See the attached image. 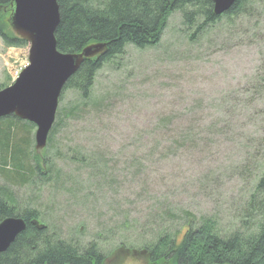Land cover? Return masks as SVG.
I'll return each instance as SVG.
<instances>
[{"label": "rangeland", "instance_id": "rangeland-1", "mask_svg": "<svg viewBox=\"0 0 264 264\" xmlns=\"http://www.w3.org/2000/svg\"><path fill=\"white\" fill-rule=\"evenodd\" d=\"M256 21L221 19L197 33L170 14L158 45H128L98 70L90 99L64 91L44 148L51 174L45 167L47 176L23 182L0 172V184L19 209L38 210L50 239L93 243L109 264H148L139 246L186 218L210 216L231 233L264 162V81L254 82L264 76V20ZM28 48L0 39V88L12 85ZM30 124L16 133L31 156Z\"/></svg>", "mask_w": 264, "mask_h": 264}, {"label": "trees", "instance_id": "trees-1", "mask_svg": "<svg viewBox=\"0 0 264 264\" xmlns=\"http://www.w3.org/2000/svg\"><path fill=\"white\" fill-rule=\"evenodd\" d=\"M12 4L13 0H0V37L7 46H25L27 43L9 27ZM58 6L60 21L55 38L60 52L79 53L90 44H107L104 55L85 59L65 84L62 94L70 89L82 100L90 99L98 70L122 55L128 45L138 49L158 45L167 19L174 12L182 13L183 22L195 24L197 33L221 19L230 25L246 16L256 18L259 23L264 20V0H234L220 16L214 13L211 0H58ZM263 77L257 74L258 80L254 82L264 81ZM31 125L13 115L0 118V172L6 177L13 173L24 182L27 173L39 178L51 174V159L45 151L41 156L27 155V139L16 133L17 127L26 133ZM24 159L35 165L25 167L26 170ZM261 165L259 178L237 216L238 226L231 233L222 234L213 217L199 220L191 217L190 223L186 218L177 231L164 232L153 243L140 245L138 255L145 256L147 249L148 264H264V162ZM45 167L50 170L47 175ZM8 217H22L26 228L0 253V264H109L93 243L81 247L62 239H50L48 228L37 222L38 210L19 209L10 187L0 184V222Z\"/></svg>", "mask_w": 264, "mask_h": 264}, {"label": "water", "instance_id": "water-1", "mask_svg": "<svg viewBox=\"0 0 264 264\" xmlns=\"http://www.w3.org/2000/svg\"><path fill=\"white\" fill-rule=\"evenodd\" d=\"M216 15L229 10L234 0H211ZM60 21L58 0H13L10 25L29 44V65L16 81L0 90V118L13 115L33 123L35 154L41 156L55 122L60 96L68 80L87 58H100L105 42L90 44L79 53L57 49L55 30ZM22 217L0 222V253L25 230ZM217 264V263H216Z\"/></svg>", "mask_w": 264, "mask_h": 264}]
</instances>
